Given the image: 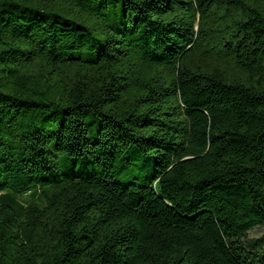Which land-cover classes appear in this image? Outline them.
Returning a JSON list of instances; mask_svg holds the SVG:
<instances>
[{
	"label": "trees",
	"instance_id": "obj_1",
	"mask_svg": "<svg viewBox=\"0 0 264 264\" xmlns=\"http://www.w3.org/2000/svg\"><path fill=\"white\" fill-rule=\"evenodd\" d=\"M0 264H264V0H0Z\"/></svg>",
	"mask_w": 264,
	"mask_h": 264
},
{
	"label": "rangeland",
	"instance_id": "obj_2",
	"mask_svg": "<svg viewBox=\"0 0 264 264\" xmlns=\"http://www.w3.org/2000/svg\"><path fill=\"white\" fill-rule=\"evenodd\" d=\"M262 234H263V230L258 229V230H255L251 233V237H260V236H262Z\"/></svg>",
	"mask_w": 264,
	"mask_h": 264
}]
</instances>
